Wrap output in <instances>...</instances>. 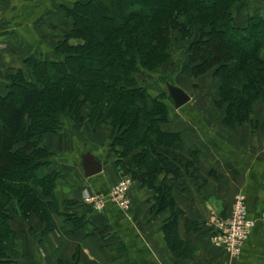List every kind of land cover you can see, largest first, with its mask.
<instances>
[{
    "label": "trees",
    "instance_id": "16d2710c",
    "mask_svg": "<svg viewBox=\"0 0 264 264\" xmlns=\"http://www.w3.org/2000/svg\"><path fill=\"white\" fill-rule=\"evenodd\" d=\"M235 3L77 0L71 8L62 7L71 28L54 48L57 59H25L30 78L17 70L0 98V134L9 131L4 146L0 145V264H11L8 255L14 254L6 211L11 201L24 218L34 213L47 230L53 228L58 175L53 168L48 170L51 153L41 142L66 120L86 122L93 130L108 125V145L116 165L123 175L157 192L158 211L169 207L170 225L175 226L180 212L174 210L165 177L158 189L152 182L163 172L173 179L182 176V141L179 134L159 129L168 118L166 95H152L139 85L136 75L168 62L173 37L178 35L189 42L183 70L194 77L212 72L218 79L214 105L222 123L229 128L247 125L257 132L251 116L257 101L264 109V15L249 17L244 27H236ZM71 40L79 43L70 44ZM246 44L251 48L246 49ZM170 248L174 250L173 245Z\"/></svg>",
    "mask_w": 264,
    "mask_h": 264
},
{
    "label": "crops",
    "instance_id": "0c3cea01",
    "mask_svg": "<svg viewBox=\"0 0 264 264\" xmlns=\"http://www.w3.org/2000/svg\"><path fill=\"white\" fill-rule=\"evenodd\" d=\"M47 1L0 0V98L17 70L30 78L25 59H57L54 48L71 28L60 7L67 0H53L52 6H45ZM232 14L234 25L242 28L249 17L264 15V0H236ZM209 94L204 91L200 97L208 100L206 105L188 94L190 105L185 111L167 102V122L159 124L162 132L177 133L182 141V176L173 179L163 172L152 182L158 189L165 177L171 189L174 210L180 212L174 227L169 207L158 211L157 192L123 175L116 165V155L108 145V125L93 130L86 122L66 120L41 142L51 153L48 170L53 168L58 175L53 228L47 230L34 213L24 218L11 201L6 207L14 251L8 255L11 264H264V136L247 125H224L216 100L209 101ZM87 113L88 109L85 118ZM86 153L102 166L92 177H86L81 166ZM124 177L132 183L128 210L108 203L101 212H94L83 203L86 193L107 192ZM239 194L245 195L248 216L255 224L240 255L233 257L211 243L209 226L213 219L231 215Z\"/></svg>",
    "mask_w": 264,
    "mask_h": 264
},
{
    "label": "rangeland",
    "instance_id": "374dc122",
    "mask_svg": "<svg viewBox=\"0 0 264 264\" xmlns=\"http://www.w3.org/2000/svg\"><path fill=\"white\" fill-rule=\"evenodd\" d=\"M77 0H67L66 2L60 3V7H66L71 8L74 2ZM49 3L51 6L53 5L54 1L50 0L46 2L45 6H49ZM64 4V5H63ZM35 9L40 11V8H38V5L36 4ZM37 11V12H38ZM69 25H71V21L68 19ZM91 23L90 20H87L86 25H89ZM92 25V24H91ZM55 39V37H52L51 40ZM71 43L77 44L79 41L77 40H71ZM189 42L184 41L180 38V36L176 35L173 37L172 45L170 48V57L168 59V62H166L162 67L158 68L156 71L153 72H143L136 75V80L139 83L140 86L145 87L152 95H166V82H173V84H178L184 87V91H187L186 93L194 97L195 99H200V101H197L196 103L200 105H206V102L208 100H204L201 97V94L204 93V91L210 92L209 94V101L210 99H213L214 101L217 99V93H218V87H219V81L216 80L211 74L212 72H208L204 75H200L197 77L191 76L187 72L183 70V54L187 50ZM251 44H246V49L251 48ZM171 73V76L169 80L167 79V75ZM164 98L165 102H169L170 100L167 98ZM170 103V102H169ZM195 104V103H194ZM190 102L182 106L180 109L181 111H185L186 109H189ZM197 105V104H195ZM7 117V112L4 114ZM192 117L193 114L189 113ZM219 115V113H218ZM220 116V115H219ZM195 117H197V112H195ZM195 118L194 120H196ZM252 122H257L254 126V128L259 132V134L264 136V109L263 104L261 101H257L254 104V109L251 116ZM9 137V131L8 129H4L3 133L0 134V145L3 147L5 144L6 139ZM47 171V170H46Z\"/></svg>",
    "mask_w": 264,
    "mask_h": 264
},
{
    "label": "built area",
    "instance_id": "2783aa9c",
    "mask_svg": "<svg viewBox=\"0 0 264 264\" xmlns=\"http://www.w3.org/2000/svg\"><path fill=\"white\" fill-rule=\"evenodd\" d=\"M131 184L130 178L124 177L107 192L86 193L82 201L89 205L94 212H101L108 203L113 204L120 211H126L128 210V193ZM262 217L264 218V214ZM254 224L255 220L248 216L246 197L244 194H239L235 197L233 210L229 217L211 221L209 239L214 246L221 248L233 257H237L240 255L243 244Z\"/></svg>",
    "mask_w": 264,
    "mask_h": 264
},
{
    "label": "water",
    "instance_id": "95a60500",
    "mask_svg": "<svg viewBox=\"0 0 264 264\" xmlns=\"http://www.w3.org/2000/svg\"><path fill=\"white\" fill-rule=\"evenodd\" d=\"M165 87L166 93L171 99L175 109H180L190 101V96L178 86L170 82H166ZM81 166L86 177L95 176L102 170L100 162L90 153H86L82 156Z\"/></svg>",
    "mask_w": 264,
    "mask_h": 264
}]
</instances>
